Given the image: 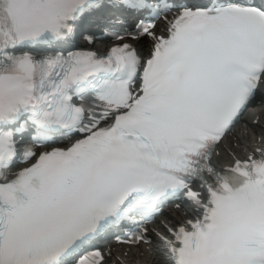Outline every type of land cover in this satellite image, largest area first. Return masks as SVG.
<instances>
[{
  "label": "snow or ice",
  "instance_id": "obj_1",
  "mask_svg": "<svg viewBox=\"0 0 264 264\" xmlns=\"http://www.w3.org/2000/svg\"><path fill=\"white\" fill-rule=\"evenodd\" d=\"M258 106L264 0H0V264H264Z\"/></svg>",
  "mask_w": 264,
  "mask_h": 264
},
{
  "label": "bare ground",
  "instance_id": "obj_2",
  "mask_svg": "<svg viewBox=\"0 0 264 264\" xmlns=\"http://www.w3.org/2000/svg\"><path fill=\"white\" fill-rule=\"evenodd\" d=\"M257 118H259L262 122H264V110H262L259 106L245 113L242 120L248 122L249 124H252ZM243 132H244V127H243V124H241L234 130L233 135L242 137ZM233 143L235 142L233 141ZM222 161H226V160H222ZM165 216H168V215H165ZM141 251L143 252V255H141L140 252H135L132 263L138 262L142 264H151L154 253L150 254L147 249L146 250L142 249ZM120 253H118V255L122 257Z\"/></svg>",
  "mask_w": 264,
  "mask_h": 264
}]
</instances>
